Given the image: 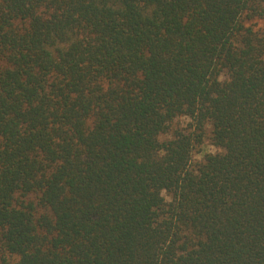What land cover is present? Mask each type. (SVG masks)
Returning <instances> with one entry per match:
<instances>
[{
  "label": "trees",
  "instance_id": "obj_1",
  "mask_svg": "<svg viewBox=\"0 0 264 264\" xmlns=\"http://www.w3.org/2000/svg\"><path fill=\"white\" fill-rule=\"evenodd\" d=\"M0 264H264V0H0Z\"/></svg>",
  "mask_w": 264,
  "mask_h": 264
},
{
  "label": "rangeland",
  "instance_id": "obj_2",
  "mask_svg": "<svg viewBox=\"0 0 264 264\" xmlns=\"http://www.w3.org/2000/svg\"><path fill=\"white\" fill-rule=\"evenodd\" d=\"M221 77H223V76H221ZM207 150L213 152L215 150V148L212 145H207ZM197 156L199 157L200 155H197Z\"/></svg>",
  "mask_w": 264,
  "mask_h": 264
}]
</instances>
